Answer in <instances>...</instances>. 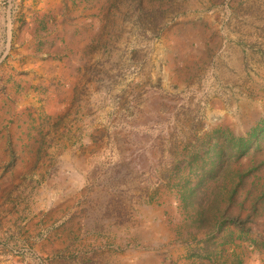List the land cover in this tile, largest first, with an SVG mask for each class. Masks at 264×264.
<instances>
[{
	"label": "rangeland",
	"instance_id": "1",
	"mask_svg": "<svg viewBox=\"0 0 264 264\" xmlns=\"http://www.w3.org/2000/svg\"><path fill=\"white\" fill-rule=\"evenodd\" d=\"M0 264H264V0H0Z\"/></svg>",
	"mask_w": 264,
	"mask_h": 264
}]
</instances>
